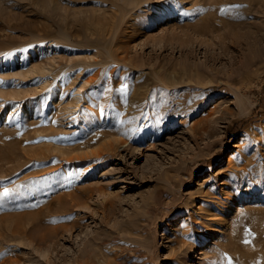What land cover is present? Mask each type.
Returning a JSON list of instances; mask_svg holds the SVG:
<instances>
[{
	"label": "rangeland",
	"instance_id": "obj_1",
	"mask_svg": "<svg viewBox=\"0 0 264 264\" xmlns=\"http://www.w3.org/2000/svg\"><path fill=\"white\" fill-rule=\"evenodd\" d=\"M229 1L0 0V264H264V13Z\"/></svg>",
	"mask_w": 264,
	"mask_h": 264
},
{
	"label": "bare ground",
	"instance_id": "obj_2",
	"mask_svg": "<svg viewBox=\"0 0 264 264\" xmlns=\"http://www.w3.org/2000/svg\"><path fill=\"white\" fill-rule=\"evenodd\" d=\"M232 1H242V2H245L246 3V6H247V8H248V13H250V14H259V13H264V0H231V1H229V5L230 6H236L237 4H235V2H232ZM229 5H227V6H229ZM218 9H219V7H218ZM247 13V14H248ZM238 14V13H237ZM251 16V15H250ZM252 17H253V15H252ZM218 21V20H217ZM219 22V21H218ZM247 24H249V23H242V24H239V25H247ZM200 26V25H199ZM239 27H241V26H239ZM197 28V27H196ZM195 28V29H196ZM194 29V30H195ZM239 29V28H238ZM195 32V31H194ZM197 32V31H196ZM198 33V32H197ZM199 35V34H198ZM202 35V34H201ZM243 39H244V37H243ZM233 40V39H232ZM244 41H246V40H244ZM243 41V42H244ZM249 41V40H248ZM257 42V41H256ZM255 42V43H256ZM252 43V42H251ZM198 50V49H197ZM191 51V50H190ZM189 51V52H190ZM196 51V50H195ZM194 51V52H195ZM193 52V51H192ZM207 52V51H206ZM205 52V53H206ZM213 52V51H212ZM212 52H210V53H212ZM215 52V51H214ZM216 53V52H215ZM193 54V53H192ZM195 54V53H194ZM207 54V53H206ZM223 54V53H222ZM189 55V54H188ZM191 55V54H190ZM210 55H212V54H210ZM210 55H208L209 56V58H210ZM219 55V54H218ZM194 56V55H193ZM193 56H191V57H193ZM215 56V55H214ZM220 56V55H219ZM218 56V57H219ZM228 56V55H227ZM226 56V57H227ZM190 57V56H189ZM217 57V58H218ZM221 57V56H220ZM208 58V57H207ZM216 58V57H215ZM217 58H216V60H217ZM231 59V58H230ZM211 60V59H210ZM213 60V59H212ZM221 59L219 58V61H220ZM218 61V60H217ZM207 62V61H206ZM214 62V61H213ZM232 62V61H231ZM234 63V62H233ZM160 64V63H159ZM165 64V63H164ZM207 64V63H206ZM211 64V63H210ZM155 65V64H154ZM161 66V65H160ZM168 66V65H167ZM172 66V65H171ZM215 66V65H214ZM153 67V66H152ZM206 67V66H205ZM213 67V66H212ZM168 68V67H167ZM174 68V67H173ZM176 68V67H175ZM180 68V67H179ZM208 68V67H207ZM210 68V67H209ZM182 69V68H181ZM198 69V68H197ZM201 69H203V68H201ZM213 69V68H212ZM215 69V68H214ZM113 70V69H112ZM176 70V69H175ZM180 70V69H179ZM204 70H205V68H204ZM207 70V69H206ZM161 71V70H160ZM162 71H165V70H162ZM170 71V70H169ZM181 71V70H180ZM202 71V70H201ZM221 71V70H220ZM113 72V71H112ZM166 72V71H165ZM177 71H175L174 73H176ZM193 72H194V70H193ZM203 72H205V71H203ZM208 72V71H207ZM215 72V71H214ZM111 73V72H110ZM164 73V72H163ZM171 73V72H170ZM196 73V72H195ZM167 74V73H166ZM165 74V75H166ZM177 74H178V72H177ZM193 74V73H192ZM212 74V73H211ZM221 74H223V73H221ZM225 74V73H224ZM227 74V73H226ZM176 75V74H175ZM174 75V76H175ZM181 75V74H180ZM183 75H185L184 73H183ZM188 75V74H187ZM208 75V73H201L200 72V69H199V71L197 70V101L195 100L196 98L195 97H193V98H195L194 100V102L196 103L197 102V105H196V107H197V110H198V106H200L201 107V105H203L202 103L204 102L203 101V99H201V97H203V98H205L204 97V95H205V92H204V90L205 91H207L206 90V87H208V85H211L213 82L212 81H210L209 79H207V76ZM111 76V75H110ZM113 76V75H112ZM167 76V75H166ZM168 78L169 79H167V80H170V75L168 74ZM194 76V75H193ZM211 76V75H210ZM232 76V75H231ZM172 77H173V74H172ZM178 77H179V75H178ZM181 77V76H180ZM179 77V78H180ZM186 77V76H185ZM111 78V77H110ZM113 78V77H112ZM111 78V79H112ZM167 78V77H166ZM174 78H176V79H178L176 76L174 77ZM174 78H172V79H174ZM182 78V77H181ZM213 78V77H212ZM212 78H210V79H212ZM154 79V78H153ZM196 79V77H194V79L193 80H195ZM179 80H181V79H179ZM182 80H184V79H182ZM181 80V81H182ZM193 80H192V82H190V84H193L194 82H193ZM107 81V80H106ZM109 81V80H108ZM186 81V80H185ZM190 81V80H189ZM188 81V82H189ZM184 82V81H183ZM196 82V81H195ZM168 83V82H167ZM170 84L169 85H172V86H177V85H179L180 83L178 82V80L176 81V80H173V82H172V80H171V82H169ZM185 83V82H184ZM224 83V82H223ZM152 85V84H151ZM162 85V84H161ZM216 85V84H215ZM214 85V86H215ZM226 85V84H225ZM147 86V85H146ZM187 86V85H186ZM200 86V87H199ZM213 84H212V86H209V88H208V90H210V91H214V89H213ZM219 86V85H218ZM149 87V86H148ZM201 87H203L202 89H201ZM225 87V86H224ZM226 87H228L227 85H226ZM187 88H189V87H187ZM192 88V87H191ZM195 88V87H194ZM205 88V89H204ZM216 88V87H215ZM168 89H170V90H167V91H171L173 94H174V96L176 95L177 97H178V93H180V92H182V91H184L183 89V87L181 86V87H176V88H174V90L173 89H171V88H168ZM227 89V88H226ZM106 90H108V89H106ZM164 90V89H163ZM174 92H173V91ZM188 90V89H187ZM199 90H201L202 92L200 93V94H198V91ZM166 92V91H165ZM188 92V91H187ZM209 92V91H208ZM218 92V91H217ZM185 93V92H184ZM183 93V94H184ZM190 93V92H189ZM164 94V93H163ZM162 94V95H163ZM165 94H167V93H165ZM186 94V93H185ZM202 94V96L200 97V99L202 100V103H201V100H199V98H198V95H201ZM207 94V93H206ZM171 95V94H170ZM182 95V94H181ZM191 95V94H190ZM210 95V94H209ZM208 94H207V97L209 96ZM180 96V95H179ZM185 96V95H184ZM192 96H194V95H192ZM166 97H170V96H165L164 95V97L162 98L164 101L160 104L161 106H163V108L160 106V108L162 109V110H165L166 108H168L167 107V105H169V103H168V100L169 99H166ZM182 97H183V95H182ZM181 97V98H182ZM191 97V96H190ZM175 98V97H174ZM192 98V97H191ZM178 99H179V97H178ZM159 100H160V98H159ZM180 100V99H179ZM175 101V100H174ZM173 101V102H174ZM102 102V101H101ZM182 103H180L181 104V106L182 107H186L185 105H187L188 106V101L186 102L185 100L184 101H181ZM193 102V100H192V103H194ZM176 103V102H175ZM178 103V102H177ZM187 103V104H186ZM189 104H191V102L189 103ZM253 104V103H252ZM173 106H175L174 104H171V106L170 107H173ZM181 106H180V108H181ZM249 106V105H248ZM190 107V106H189ZM194 107V106H193ZM176 108H177V106H176ZM188 108V107H187ZM174 109H175V107H174ZM178 109H179V106H178ZM178 109H176L177 111H175L176 113L177 112H179L178 111ZM247 109V108H246ZM249 109V108H248ZM189 110V109H188ZM167 111V110H166ZM190 111H193V108L192 109H190ZM164 112V111H163ZM189 112V111H188ZM225 112V111H224ZM160 113V112H159ZM170 113V112H169ZM175 113V114H176ZM181 113H186L185 111H181ZM190 113V112H189ZM227 113V112H226ZM173 114V113H172ZM191 114H192V112H191ZM185 115V114H184ZM187 115V114H186ZM225 115V114H224ZM210 116V115H209ZM231 116V115H230ZM220 119H222V120H227L228 118H226V117H221ZM219 119V120H220ZM220 123V122H219ZM218 123V120L217 121H213V122H209L208 123V120L207 119H205L204 121H203V123H201V127H202V129L203 130H205L206 132H208V134L209 133H211L213 130H215V129H217L216 128V126H218V125H216V124H219ZM120 140H118V143H120L119 142ZM123 143L122 144H124L125 142L124 141H122ZM115 143L116 142H114V144H110L109 145V149H110V151L113 153V152H116V150H117V148L118 147H116V145H115ZM4 156V155H3ZM7 160V159H6ZM0 162H3V161H0ZM5 162V161H4ZM7 163V162H6ZM17 165H18V163H17ZM11 166V165H10ZM20 166V165H19ZM9 167V166H8ZM14 168V167H13ZM0 169H2V168H0ZM78 204V203H77ZM6 220V218L3 220V222ZM12 223H13V221H11ZM19 224V223H18ZM17 224V227H19L20 226V224L18 225ZM7 226V225H6ZM9 227V226H8ZM47 235V234H46ZM87 254V253H86ZM87 257V256H86ZM86 257L85 258H83V260H85L86 259ZM85 261H87V259L85 260ZM77 262V261H76ZM83 263H85V262H83ZM88 262H86V264H87ZM4 264V263H3ZM12 264V263H11ZM89 264V263H88Z\"/></svg>",
	"mask_w": 264,
	"mask_h": 264
},
{
	"label": "snow or ice",
	"instance_id": "obj_3",
	"mask_svg": "<svg viewBox=\"0 0 264 264\" xmlns=\"http://www.w3.org/2000/svg\"><path fill=\"white\" fill-rule=\"evenodd\" d=\"M4 82L3 81H0V84H3ZM126 87V86H125ZM124 89H122V91H123ZM5 196H7L8 195V193H7V191H5Z\"/></svg>",
	"mask_w": 264,
	"mask_h": 264
}]
</instances>
